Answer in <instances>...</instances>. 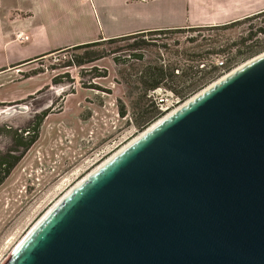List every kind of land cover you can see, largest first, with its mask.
<instances>
[{
	"label": "water",
	"instance_id": "1",
	"mask_svg": "<svg viewBox=\"0 0 264 264\" xmlns=\"http://www.w3.org/2000/svg\"><path fill=\"white\" fill-rule=\"evenodd\" d=\"M3 264H264V53L103 162Z\"/></svg>",
	"mask_w": 264,
	"mask_h": 264
},
{
	"label": "rangeland",
	"instance_id": "2",
	"mask_svg": "<svg viewBox=\"0 0 264 264\" xmlns=\"http://www.w3.org/2000/svg\"><path fill=\"white\" fill-rule=\"evenodd\" d=\"M236 25L226 30L202 29L203 36L223 50L208 58L219 68L220 76L206 87L264 53V16H251ZM259 29L262 32H257ZM195 33L188 29L173 35L134 33L113 42L101 40L102 45L90 52L105 56L81 67L68 66L71 57L81 51L66 49L0 73L2 84L11 78L14 82L0 90V128H22L35 114L48 112L39 139L0 186V264L69 190L194 96L174 105L170 93L153 92L155 105L149 112L157 105L162 112L167 107L170 110L143 127L146 117L135 111L140 101L136 81L142 62L131 55L142 54L143 63H174L182 57L179 52L194 51V44L202 42L200 38L194 43L187 41ZM142 42L147 45L142 47ZM225 60L228 69H223ZM126 83L136 84V91L129 93ZM7 145L8 139L0 135V149Z\"/></svg>",
	"mask_w": 264,
	"mask_h": 264
},
{
	"label": "crops",
	"instance_id": "3",
	"mask_svg": "<svg viewBox=\"0 0 264 264\" xmlns=\"http://www.w3.org/2000/svg\"><path fill=\"white\" fill-rule=\"evenodd\" d=\"M263 11L264 0H0V73L81 44L221 26ZM13 83L0 80V90Z\"/></svg>",
	"mask_w": 264,
	"mask_h": 264
},
{
	"label": "trees",
	"instance_id": "4",
	"mask_svg": "<svg viewBox=\"0 0 264 264\" xmlns=\"http://www.w3.org/2000/svg\"><path fill=\"white\" fill-rule=\"evenodd\" d=\"M264 16V11L260 12L254 16ZM253 16V17H254ZM250 17L244 18L248 19ZM240 21V20H239ZM239 21H235L229 24L221 26H211V27H202V28H193V27H179V28H170V29H158L150 31H142L139 33H163V34H176L181 33L182 30L188 29L196 32L194 36L187 38V41L194 43L201 39L202 42L194 44V51L185 50V52H179L178 56H182L177 59L174 63L170 62L167 64L164 63H143L142 54H132L131 56L136 61H141L142 66L139 67V76L136 84H138L140 101L137 103L135 111L138 112V115H145L143 127L154 121L155 119L160 118L164 115V112L158 109V105L155 106L153 112H149L150 107L155 103L152 101L153 92L157 90H163L164 92L170 93L172 98L179 103L185 101L187 98L197 94L203 88L207 86L210 82L216 77H219L220 74L217 73L218 67L210 64L208 58L211 56L222 54L220 48H215V43L210 38L203 36L202 29H208L206 31L217 30V29H230ZM257 32H262V29H259ZM264 33V32H263ZM253 35V34H251ZM130 35L121 36L129 37ZM117 38L107 39V42H113ZM205 38V39H204ZM250 39V37H249ZM200 41V40H199ZM102 41H96L87 44H81L68 48L74 51H81V54H76L71 57V60L68 63V66L81 67L85 64L92 63L102 57L104 54L98 52H90L91 49L98 48L102 44ZM145 42H142V47L146 46ZM140 46V44H136ZM135 50L139 49L134 47ZM43 57V56H42ZM116 63L117 60H115ZM202 66V67H201ZM229 65L226 60L224 62V68L228 69ZM129 85L126 83V89L129 93L136 91L137 87L134 85ZM162 103V102H159ZM48 115V112L43 111L38 114H35L32 117V121L28 123L25 127L22 128H12L6 127L0 128V135L8 139V145L5 149H0V186L4 181L9 177L12 170L17 166V164L22 160L27 151L36 143L39 139L41 125ZM123 116V112L121 113ZM140 126V125H139ZM142 126V124H141Z\"/></svg>",
	"mask_w": 264,
	"mask_h": 264
},
{
	"label": "built area",
	"instance_id": "5",
	"mask_svg": "<svg viewBox=\"0 0 264 264\" xmlns=\"http://www.w3.org/2000/svg\"><path fill=\"white\" fill-rule=\"evenodd\" d=\"M219 66H223V62H219ZM174 105H178V104H177V101H175ZM171 106L173 107V104H172ZM168 108H169V109H168ZM167 109L170 110V107H167L165 110H167ZM176 109H177V108H176ZM176 109H175V110H176ZM165 110H164V111H165ZM168 110H167V111H168ZM167 111H166V112H167ZM171 112H173V111H171ZM171 112H170V113H171ZM110 157H111V156H110ZM110 157H109V158H110ZM105 161H106V160H105ZM105 161H104V162H105Z\"/></svg>",
	"mask_w": 264,
	"mask_h": 264
},
{
	"label": "bare ground",
	"instance_id": "6",
	"mask_svg": "<svg viewBox=\"0 0 264 264\" xmlns=\"http://www.w3.org/2000/svg\"><path fill=\"white\" fill-rule=\"evenodd\" d=\"M169 114H170V113H169ZM134 140H135V139H134ZM126 146H127V145H126ZM123 148H124V147H123ZM123 148H122V149H123ZM118 152H119V151H118ZM113 156H114V155H113ZM97 168H98V167H97Z\"/></svg>",
	"mask_w": 264,
	"mask_h": 264
}]
</instances>
